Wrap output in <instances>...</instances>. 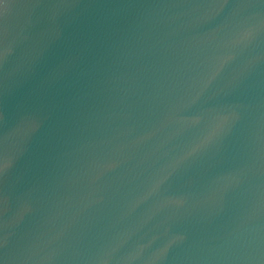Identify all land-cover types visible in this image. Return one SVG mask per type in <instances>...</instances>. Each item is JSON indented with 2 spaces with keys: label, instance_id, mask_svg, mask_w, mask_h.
<instances>
[{
  "label": "water",
  "instance_id": "1",
  "mask_svg": "<svg viewBox=\"0 0 264 264\" xmlns=\"http://www.w3.org/2000/svg\"><path fill=\"white\" fill-rule=\"evenodd\" d=\"M0 264H264V0H0Z\"/></svg>",
  "mask_w": 264,
  "mask_h": 264
}]
</instances>
